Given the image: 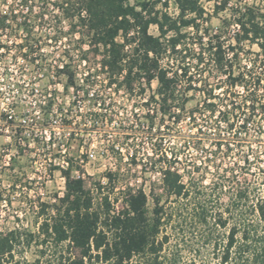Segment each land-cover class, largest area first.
Segmentation results:
<instances>
[{"label":"trees","instance_id":"1","mask_svg":"<svg viewBox=\"0 0 264 264\" xmlns=\"http://www.w3.org/2000/svg\"><path fill=\"white\" fill-rule=\"evenodd\" d=\"M41 1L45 7L24 18L26 29L31 23L67 21L71 34L86 43L87 54L101 55L107 87L141 95L155 81L162 121L167 116L175 125L187 119L192 127L198 121L214 136H195L168 158L154 160L152 166L160 168L167 199L165 207L153 196L151 214L141 189L129 188L123 207L117 210L118 200L111 201L109 196L100 194L93 201L84 180L73 176L75 171L83 173L80 166L70 162L66 169H59L65 180L63 196L50 206L42 204L52 216L42 220L36 240L32 235L23 237L27 246L34 242L38 249L32 264H204L200 255L205 251L211 253V264H264V179L260 190L244 187L232 196L226 211L240 215L213 216L215 197L225 183H234L231 171H220L215 165L209 172V158L203 167L178 158L187 149L206 152L204 140L210 142L214 156H229L231 142L242 150L249 141L245 147L253 153L251 142L264 138V0L251 4L215 0L211 14L199 0ZM170 3L175 15L168 12ZM222 14L220 26L210 29L211 16ZM7 20L15 22L17 17L0 15L2 30L8 28ZM150 27L157 35L149 32ZM26 37L28 45L30 32ZM31 43L37 49L27 53L42 50L38 42ZM67 85L74 87L70 73ZM155 95L147 104L155 102ZM196 98L195 107L187 109ZM41 109L48 119L51 103ZM145 118L152 130L153 116ZM251 128L252 141L247 140ZM254 157L252 161L243 157V173L257 165ZM207 173H211L210 186L203 182ZM106 178L110 183L113 175ZM103 188L98 185L99 191ZM227 226L224 235L218 233ZM23 238L17 231L0 232V264H22L15 260V247Z\"/></svg>","mask_w":264,"mask_h":264},{"label":"rangeland","instance_id":"2","mask_svg":"<svg viewBox=\"0 0 264 264\" xmlns=\"http://www.w3.org/2000/svg\"><path fill=\"white\" fill-rule=\"evenodd\" d=\"M20 0H0L1 10L7 11V15L15 14L17 20L13 22L24 24V18H31L34 14H38L45 4L41 0H31L30 2L23 4ZM130 4H137L138 2L144 0H128ZM201 5L205 10L211 14L213 8V1L215 0H199ZM259 3L260 0H248L247 3ZM23 4L22 7L20 5ZM7 6L9 7L8 9ZM168 12L171 15L176 14L175 7L172 3L169 5ZM15 11V12H14ZM31 12V16L30 15ZM224 14L219 16H211L209 21V27L215 30L220 26L219 18L223 17ZM30 25L29 22H27ZM33 26L29 28H23V32H16V38H3L2 40L11 48L16 44H23L27 32H30L29 40L31 42H38L39 47L42 49L38 54H41L39 60V67L34 68L30 71L31 74L27 77H39L42 80V85H46L51 76L58 83L64 84L66 81V75L61 73L59 66L66 62L69 68L65 69L66 72L71 70L75 71L77 74V80L79 81L82 74L93 68L95 64L94 57L91 56L89 63L82 66L78 62L81 56H88L89 54L86 50L88 47L86 43H83V39L78 37V35L73 36L70 31V25L67 21L63 23H50L49 25H38L37 23H31ZM14 28V27H13ZM18 30V29H17ZM14 31V29H12ZM149 32L152 35H157V31L154 27H150ZM58 39H53V35H59ZM28 43L26 49L35 48L34 43ZM37 49V48H36ZM253 51L256 50L255 47L252 48ZM77 66H80L79 68ZM27 69L26 63L21 60H15L14 58H7L4 62L0 64V79H4L5 82H12L14 78L7 75L13 73L16 70L23 71ZM27 70V71H29ZM68 74V73H67ZM80 76V77H79ZM26 77V78H27ZM157 83L154 81L151 84L150 89H145L144 93L140 95L136 91L133 95H129L126 92L120 90L115 92L113 89H103L99 88L103 92L104 98L107 101L112 102L111 112L109 118L111 119L100 134H92L87 131L90 128L89 114H88V103L80 104L73 103L74 91L71 89L57 87L56 93H52L57 97V102L64 105L67 108L69 116L72 117L71 122L74 130L72 131L71 142L73 147L69 150L74 152L83 146L82 153L84 154L85 148L89 150H95L96 147L106 146V142L103 144L99 142L98 136H103V140L111 141L110 144H119L123 146L124 152H128L129 149L134 152L135 159L132 160L131 165L125 162L118 161L116 164V173H113V179L110 183L104 179L105 174L108 172V168L113 169L112 161L104 160L96 155V160H93L85 165L86 174L89 176L85 178L86 189L90 190V195L93 201L96 203L102 195L109 196L111 201L118 200L114 203L115 209H121L123 207L122 200L126 194H128V189L132 191H137L141 189L146 197V208L148 214H151L153 209V196H158L160 199V204L166 207V196L163 189L161 188V176L158 174V169H153L152 160L149 157L152 156V146L151 144L156 140L159 145V150L164 152V154H170L171 151H178L179 147L182 146L185 141H192L193 134H196L195 130L185 121L170 125V123L165 119L164 125L162 123L158 124V127L165 128L160 131V135L154 137L146 134L148 131V124L144 118V114L147 109L155 112L156 103L159 104V100L155 95V89ZM7 90H2L1 93L4 97H7ZM27 92H25L26 94ZM12 95V93H10ZM155 95L156 103H152L149 107H142L141 103L147 98ZM3 98V99H5ZM2 99V100H3ZM6 100L1 101L0 109L6 105ZM197 98L194 101H190L187 104V109L194 108L196 105ZM81 106V107H80ZM98 109V108H97ZM104 112V109H100ZM105 114V113H102ZM159 120L157 116L155 118ZM58 121V120H57ZM204 126V125H203ZM155 128L157 127V121L155 123ZM134 129L136 134L131 137H125L121 134L122 129ZM205 128L203 127V130ZM56 130V129H55ZM202 130V131H203ZM57 133H61L60 130H56ZM96 137H95V136ZM150 136V137H149ZM255 136L253 129L250 130V135L247 140H254ZM84 141L83 145L82 142ZM90 143V145H89ZM249 141L242 145L246 152L245 146L248 145ZM12 145L11 147H8ZM207 146V144L205 143ZM79 146V147H78ZM252 154H255L259 159L257 165H254L247 171L243 173L241 170L242 164V151H240L235 145L232 147V151L229 156L222 158L219 155L212 157L209 163V172L214 170L215 165L218 166L219 170H230L234 176V183L224 184L222 192L215 197L218 201L213 204L214 215L213 216H229L232 214L240 215V212L228 213L226 208L230 205L231 198L234 196L235 192L240 188H256L261 189L262 181L264 179V138L260 139L259 142H251ZM210 150V147H207ZM9 150L10 157H4L1 153L2 150ZM33 154L20 153L15 150L14 144H11V140L0 139V232L17 231L22 234V238L26 235H32L33 240H36L39 232V226L44 220V218H49L52 216V212L48 208H43L42 204L50 206L55 202V198L63 196L64 193V181L59 172L53 171L54 161L53 157L50 155L49 151L44 149H38L33 151ZM211 150L207 152L210 154ZM181 161H190L195 164H202L203 166L208 165V161L205 160L204 152L195 151L191 149L181 152ZM249 156L251 153L249 152ZM83 158V157H82ZM52 161V166L50 165ZM56 162V161H55ZM136 162V163H135ZM205 163V164H204ZM229 172V171H228ZM207 178L203 179L206 186H210L211 173H207ZM104 182V188L99 191V182ZM100 192V193H99ZM171 200V199H170ZM169 200V201H170ZM168 206V205H167ZM42 209H45L43 213ZM184 216L186 214L184 213ZM228 226L225 229L218 230V233L224 235ZM15 247V260L20 261L22 264H32L37 259V248L35 243H30L29 246L24 242L25 239ZM210 251L203 252L200 256L203 259L204 264H211Z\"/></svg>","mask_w":264,"mask_h":264},{"label":"built area","instance_id":"3","mask_svg":"<svg viewBox=\"0 0 264 264\" xmlns=\"http://www.w3.org/2000/svg\"><path fill=\"white\" fill-rule=\"evenodd\" d=\"M21 1L23 4H25L23 0H20L19 2ZM23 4H21L20 7H22ZM8 8L9 7L7 6L6 9ZM0 15L10 16L11 14L9 13L7 15V11L1 10L0 8ZM5 25L8 26V28H6L5 30H2L0 28V64L4 62L5 59L11 57L14 58L15 60L19 59L22 62H25L27 69H24L23 71L16 70L13 73H9V71L12 72L11 70L7 71L6 74L14 78L12 82L11 81L5 82L4 79H0V103L1 101L7 99L6 105L0 109V139H6V138L10 139L11 144L12 143L14 144L15 150L17 152L20 151V153L33 154L34 153L33 151L36 150V148L49 151L50 153H52L50 155L53 157V161H54L53 164L54 166H52V161L50 163V165L53 167L52 170L57 171L59 173H60L59 169H66L70 162L77 164L78 166L81 167L83 173L75 171L73 172V176H75L76 178H81L82 180H84V182H85V178L89 177L86 174L85 165L93 160H96V155H98L100 158L104 160L112 161V166H114L112 167L113 169L108 168V172L104 176V179L106 181H107L106 178L107 174L116 173V164L118 161L125 162L131 165L132 163L131 161L135 159L134 152L129 149V151L125 153L123 146H120L119 144H110L111 141L109 140L104 141L103 136L101 135L98 136L99 142L102 144L106 142V146L96 147L95 150H89L90 147L89 146L88 149L85 148L86 150L84 154L81 155L79 153L82 151L83 146H80V148L77 149V151H75L73 148L72 150L74 152H70L69 150L73 147L71 138L73 136L72 131L74 130L71 122L72 117L69 116L67 108L64 107V105H62L61 103L57 102L58 98L52 95V93H56L58 86H61V88L73 90L74 91L73 103L74 102L80 104L88 103V107H89L88 122L90 123V128L87 131H90L92 134H96V133L100 134L101 132L105 133V130H103V128L111 121V119L109 118V114L112 113L110 111L111 110L110 108H112L113 105L111 101H107L104 98L105 96L103 95V92L101 90L99 91V88L101 87L105 90L113 89L115 92H119L120 90H116L114 85L110 88L106 86V82H107L106 74L103 71H101V63H100L101 55L89 54L88 56H81L79 58L78 60V62L80 63L79 65L82 66L89 63V59L91 56H93L94 57L93 59L95 60V64L93 65V68L83 73L79 81L76 78L77 74L75 73V71L71 70L70 72L65 73V69L69 68V66L66 62H64L61 64V66H59V69L61 73L66 75L65 83L64 84L58 83L55 80H52L54 77L51 76V80H49L46 85H42V80L41 78H39L40 76L38 78L27 77V75L31 74L30 73L31 70L29 69L31 68L32 70L34 68L38 69L39 67L38 63L41 54H38L37 52L27 53L32 48H29V50L27 51L26 49L27 45L25 42L26 39L24 40L23 44L21 43L16 44L13 46V48L9 47L2 40L3 38L18 37L16 32L18 31V35L19 33L23 32V28H25L24 24L23 25L20 23L13 24V22L7 20L5 22ZM12 29H14V31H12ZM32 50L35 51L36 47L33 48ZM29 65L31 68L29 67ZM77 67L79 68L80 66ZM67 73L73 75L74 87L67 85V75H68ZM2 90L8 91L6 94L7 95L6 98L1 93ZM25 92L27 93L25 94ZM83 92H88V93L86 95H83ZM10 93H12V95ZM84 97L86 98L84 99ZM96 97L99 100L97 103L96 101H94ZM148 99L149 98H147L146 100H144V102L141 103L142 107H149L154 102L153 101L147 104ZM155 99L157 98L155 97ZM47 103H51V114L48 119L44 117V113L41 109V107L47 105ZM156 104L157 106L155 107L156 108L155 112L153 111V109L152 110L147 109V112L144 114V118L146 114H149V116H153L154 126L157 121V127L155 128L153 126V129L151 130L149 121L145 118L148 124V131L146 132V134L154 137L160 135L161 129L163 130L165 128V126L163 128L158 127L159 126L158 124L162 123L163 126L165 119H167L168 121L167 116L163 118V121L161 120L162 118L160 119V112H159L160 103L159 104L156 103ZM100 109H104V112H102ZM157 116L159 117V120L155 119ZM183 121H185L191 126V124L188 122L187 119L186 120L184 119L179 123ZM196 126L197 127L191 126L196 131L195 132L196 134H193L192 136L193 140L195 139L193 137L195 136L199 137L202 134H205L206 136L209 137L214 136V133L212 131L206 130L205 125L203 126L202 123H199L197 121ZM203 127L205 128L204 130ZM55 129L60 130L61 133L60 132L57 133ZM120 132L121 134L125 135V137H131L137 133L136 130L130 128L122 129ZM155 132L157 133V135H155ZM185 142H189V141H185ZM58 143H62L60 148H58L57 146ZM83 143L84 141L82 142V145ZM205 143L207 144V146L205 145ZM11 146L12 145H9L8 147ZM151 146H152L151 149L152 156L149 157V160H152V162H154V160H157L158 158H163L164 156L168 158L170 156V154H164V152L159 150L158 148L159 145L156 143V140L151 144ZM203 146L206 149V152L204 151V149H199L195 151L204 152L205 160L206 158H209L210 160L212 157L214 158L215 156L212 155L213 151H212V147L210 146V142L204 140ZM208 146L210 147L211 152L210 154L207 155V152L210 151L207 148ZM230 146L232 151V147L234 146V143L231 142ZM181 147L182 146H180L179 149ZM239 150L242 151L241 152L243 155L241 156L242 159L243 157L246 156V158L252 161L253 158H255L254 156H256V155H252V153L251 156H249V152H247V150L246 152L241 149ZM1 153L3 154L2 156L4 157H10V154H8L9 153L8 149L2 150ZM180 155L178 157L179 160L181 159ZM256 158H257L256 163H258L259 158L258 157ZM195 164L201 165L200 163L199 164L195 163ZM242 166L243 165L241 164L240 167L242 168ZM155 169L159 170L158 174L161 176L160 168L157 167ZM62 179L65 183L63 177ZM98 185L104 186V182L101 181L99 182Z\"/></svg>","mask_w":264,"mask_h":264}]
</instances>
